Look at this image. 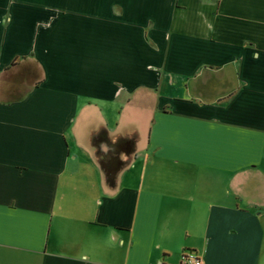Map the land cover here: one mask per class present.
Here are the masks:
<instances>
[{
	"label": "crops",
	"instance_id": "1",
	"mask_svg": "<svg viewBox=\"0 0 264 264\" xmlns=\"http://www.w3.org/2000/svg\"><path fill=\"white\" fill-rule=\"evenodd\" d=\"M187 254L264 264V0H0V264Z\"/></svg>",
	"mask_w": 264,
	"mask_h": 264
},
{
	"label": "built area",
	"instance_id": "2",
	"mask_svg": "<svg viewBox=\"0 0 264 264\" xmlns=\"http://www.w3.org/2000/svg\"><path fill=\"white\" fill-rule=\"evenodd\" d=\"M181 264H204L203 261L193 254L183 256Z\"/></svg>",
	"mask_w": 264,
	"mask_h": 264
},
{
	"label": "trees",
	"instance_id": "3",
	"mask_svg": "<svg viewBox=\"0 0 264 264\" xmlns=\"http://www.w3.org/2000/svg\"><path fill=\"white\" fill-rule=\"evenodd\" d=\"M16 66H18V65H16V64H12L11 65V67L13 68V67H16ZM20 66L21 67H26V68H33L34 70H35V68H34V66H35V64H32V63H27V62H22L21 64H20ZM36 67V66H35Z\"/></svg>",
	"mask_w": 264,
	"mask_h": 264
},
{
	"label": "rangeland",
	"instance_id": "4",
	"mask_svg": "<svg viewBox=\"0 0 264 264\" xmlns=\"http://www.w3.org/2000/svg\"><path fill=\"white\" fill-rule=\"evenodd\" d=\"M140 121H141L140 125H142L143 122H144V116H141V117H140Z\"/></svg>",
	"mask_w": 264,
	"mask_h": 264
}]
</instances>
